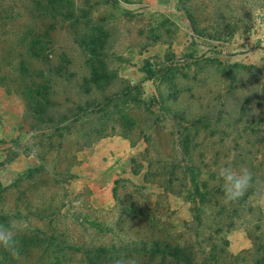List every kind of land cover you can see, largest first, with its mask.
Segmentation results:
<instances>
[{
    "label": "rangeland",
    "instance_id": "obj_1",
    "mask_svg": "<svg viewBox=\"0 0 264 264\" xmlns=\"http://www.w3.org/2000/svg\"><path fill=\"white\" fill-rule=\"evenodd\" d=\"M36 2L0 14L13 20L0 24V76L10 85H0V186L40 164L16 90L33 79L18 67L65 69L74 78L55 80V100L84 107L117 95L90 120L108 133L119 125L74 154L66 183L75 196L67 209L102 223L94 241L150 229L159 242L189 239L201 264H264V0H44L42 10ZM92 72L104 77L84 95ZM187 148L196 166L214 149L216 167L249 169L243 209L231 212L221 194L192 225ZM146 215L150 225L136 218ZM62 253L64 264H81Z\"/></svg>",
    "mask_w": 264,
    "mask_h": 264
},
{
    "label": "trees",
    "instance_id": "obj_2",
    "mask_svg": "<svg viewBox=\"0 0 264 264\" xmlns=\"http://www.w3.org/2000/svg\"><path fill=\"white\" fill-rule=\"evenodd\" d=\"M16 1L0 0V14L27 11V7L18 6ZM35 1L41 4L39 10H42L44 0ZM5 16L0 17L2 26L13 21L3 20ZM2 45L4 42L1 41ZM90 58L95 56L90 55ZM33 68L30 74L21 65L18 67L21 76H30L33 81L31 85H26L25 82L23 88L20 84L16 90L24 96L23 118L33 133L40 164L36 169L18 177L13 184L0 186V226L15 225L18 228L16 239L19 250V256L13 257L6 249L0 248V264H64L63 250L79 255L81 264H164L168 260L172 264H201L199 248L189 239L182 242H159L152 240L150 229L119 232L105 242L106 245L98 244L101 240L92 239L94 232L102 231V223L96 219L90 220L89 212H82L80 216L73 215V210L67 209L75 196L66 194V183L71 178L74 154L112 134L119 125L112 121L113 126L108 133L105 128H95L90 120L92 115L101 113L117 95L108 96L101 101L93 99L84 107L80 102H71L69 98L57 101L55 96L58 89L55 88V80L72 79L74 74L52 67H48L47 72L40 67ZM103 77L102 72H92L87 77L90 81L82 77L85 88L81 92L90 96L96 94L97 89L88 85L101 81ZM0 85L6 90L10 88L5 76H0ZM123 119L121 117L118 122L122 124ZM203 151L199 166L194 164L193 154L188 148L182 151L188 157L191 168L189 197L193 213L192 225L199 223L201 206L218 207L223 194L221 182L216 176L219 153L214 149ZM162 168L161 166L159 169ZM183 180L178 177L179 183L169 182L166 186L176 188ZM249 193L250 188H247L242 197L229 202L232 206L231 212L237 213L243 209L242 203ZM88 210L94 213L90 207ZM124 217L131 220L129 215ZM136 218L141 219L142 225H150L152 221L147 215ZM151 227L153 228L152 225Z\"/></svg>",
    "mask_w": 264,
    "mask_h": 264
},
{
    "label": "clouds",
    "instance_id": "obj_3",
    "mask_svg": "<svg viewBox=\"0 0 264 264\" xmlns=\"http://www.w3.org/2000/svg\"><path fill=\"white\" fill-rule=\"evenodd\" d=\"M221 182L224 202H232L244 195L252 180L251 173L247 167H241L238 171L228 166H221L216 173ZM18 228L0 226V248L6 249L13 257L19 256L17 248Z\"/></svg>",
    "mask_w": 264,
    "mask_h": 264
}]
</instances>
